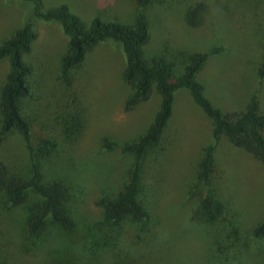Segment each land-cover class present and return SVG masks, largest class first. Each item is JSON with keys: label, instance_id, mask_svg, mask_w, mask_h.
Listing matches in <instances>:
<instances>
[{"label": "rangeland", "instance_id": "374dc122", "mask_svg": "<svg viewBox=\"0 0 264 264\" xmlns=\"http://www.w3.org/2000/svg\"><path fill=\"white\" fill-rule=\"evenodd\" d=\"M41 2L44 9L66 5L85 24L98 18L134 26L140 9L138 0ZM201 2L208 8L203 25L187 27L186 11ZM146 9L149 59L165 53L178 77L185 65L180 52L220 48L198 76L205 96L231 112L244 110L258 93L264 113V79L257 76L264 61V0H152ZM26 23L37 33L25 57L33 70L31 94L22 102L31 146L48 145L42 175L47 183L66 186L62 206L76 228L62 232L49 224L39 236L23 240L26 213L36 199L24 209H8L0 198V264H264V239L250 233L264 219V163L224 138L216 144L215 187L225 216L212 222L201 208L204 191L196 180L203 148L212 143L211 123L185 90L176 93L170 123L144 165L142 200L149 219L121 228L107 220L97 201L116 198L132 166L120 146L146 131L159 97L153 93L124 111L130 92L122 80L125 56L113 41L100 43L66 83L61 59L67 38L60 26L38 19L29 0H0V44ZM8 70V62H0V89ZM0 161L13 175L28 173L30 154L19 134L4 138Z\"/></svg>", "mask_w": 264, "mask_h": 264}, {"label": "trees", "instance_id": "16d2710c", "mask_svg": "<svg viewBox=\"0 0 264 264\" xmlns=\"http://www.w3.org/2000/svg\"><path fill=\"white\" fill-rule=\"evenodd\" d=\"M29 1L38 19L57 23L67 38L66 51L61 59V76L66 83L71 82L73 71L85 63L87 55L100 43L113 41L121 47L125 56L122 80L129 86L130 92L124 101V111L135 110L149 101L153 93L159 97L157 112L146 131L137 141L120 146L122 154L132 157V166L122 192L116 198H100L97 201V205L104 209L107 220L121 228L128 222L140 224L149 219L142 200L144 165L149 151L163 138L173 116L176 93L180 90L190 94L195 105L211 123L212 143L203 148L196 180L204 191L201 208L212 222L221 220L225 216V207L218 200L215 187L216 144L224 138L235 148L264 163V113L260 108L258 93L251 97L244 110L224 112L213 106L204 94V85L198 80L208 59L222 50L216 47L200 53L180 52L185 65L179 76L175 77L165 53L151 59L147 56L152 38L145 9L152 0H138L140 9L134 26L105 23L98 18L85 24L66 5L44 9L41 0ZM207 11V5L203 2L190 7L184 16L187 27H201ZM36 39L34 26L26 23L0 44V62L7 61L9 68L0 89V145L7 135L17 133L30 154L26 175L11 174L9 167L0 161V198L4 199L8 209H24L33 202L32 199L37 201L32 208L28 206L26 224L21 231L23 240L39 236L49 224L62 232H73L76 228L74 219L62 206L67 198L66 186L59 182L47 183L42 175L41 159L49 156V147L46 144L38 149L31 146V124L23 113L22 102L31 94L30 80L33 74L25 57L31 53ZM257 76L264 79V61L258 67ZM115 146L116 143L106 145ZM250 233L255 239H264V219L253 225Z\"/></svg>", "mask_w": 264, "mask_h": 264}]
</instances>
